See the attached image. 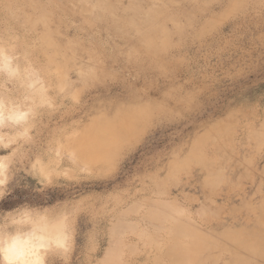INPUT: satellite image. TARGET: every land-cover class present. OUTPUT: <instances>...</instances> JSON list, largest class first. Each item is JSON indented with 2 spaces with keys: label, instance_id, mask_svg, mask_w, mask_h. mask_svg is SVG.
Here are the masks:
<instances>
[{
  "label": "rangeland",
  "instance_id": "rangeland-1",
  "mask_svg": "<svg viewBox=\"0 0 264 264\" xmlns=\"http://www.w3.org/2000/svg\"><path fill=\"white\" fill-rule=\"evenodd\" d=\"M0 96L51 177L0 212H69L71 264H264V0H0Z\"/></svg>",
  "mask_w": 264,
  "mask_h": 264
},
{
  "label": "clouds",
  "instance_id": "clouds-1",
  "mask_svg": "<svg viewBox=\"0 0 264 264\" xmlns=\"http://www.w3.org/2000/svg\"><path fill=\"white\" fill-rule=\"evenodd\" d=\"M33 111L23 103L0 96V201L10 193L9 185L23 170L43 188L51 177L44 162L34 158L25 167L22 145L32 139ZM54 206L36 207L27 203L0 212V264H50L55 257L71 264L76 231L69 212H53Z\"/></svg>",
  "mask_w": 264,
  "mask_h": 264
},
{
  "label": "bare ground",
  "instance_id": "bare-ground-1",
  "mask_svg": "<svg viewBox=\"0 0 264 264\" xmlns=\"http://www.w3.org/2000/svg\"><path fill=\"white\" fill-rule=\"evenodd\" d=\"M85 8V7H84ZM159 12V11H158ZM73 13H74V11H73ZM80 13V12H79ZM156 13V12H155ZM159 14V13H158ZM161 18V17H160ZM155 19V18H154ZM160 27V26H159ZM263 224L264 223H262V222H258V227H263ZM241 227H246V226H241ZM242 231V235H245L244 233H245V230H240V232ZM264 233V232H263ZM263 233H261V232H259V231H255L254 232V234H255V236L259 239V242L262 244V243H264V235H263ZM244 239H242V241H243ZM245 242H246V240H245ZM244 242V243H245ZM248 242V241H247ZM256 243V242H255ZM260 244V245H261ZM242 245V244H241ZM243 246V245H242ZM247 246V245H246ZM249 246V245H248ZM254 246V245H253ZM252 245H251V243H250V247L249 248H251V247H253ZM263 246V245H262ZM257 246H255L254 248H256ZM264 247V246H263ZM248 248V247H247ZM251 249H253V248H251ZM259 249H261L260 247H259ZM258 249V250H259ZM257 252V251H256ZM255 251H254V253H256ZM262 255H263V253H262ZM109 257V256H108ZM111 257V256H110ZM104 258V257H103ZM106 258V257H105ZM234 261V260H233ZM232 262V261H231ZM245 263V262H244ZM229 264V263H228ZM235 264V263H234Z\"/></svg>",
  "mask_w": 264,
  "mask_h": 264
}]
</instances>
